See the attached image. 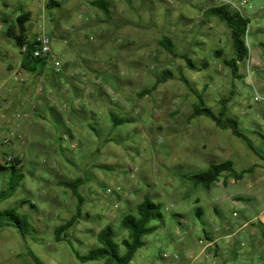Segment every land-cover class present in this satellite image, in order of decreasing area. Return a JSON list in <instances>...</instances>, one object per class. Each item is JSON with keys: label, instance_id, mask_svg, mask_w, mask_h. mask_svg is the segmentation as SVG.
I'll list each match as a JSON object with an SVG mask.
<instances>
[{"label": "rangeland", "instance_id": "rangeland-1", "mask_svg": "<svg viewBox=\"0 0 264 264\" xmlns=\"http://www.w3.org/2000/svg\"><path fill=\"white\" fill-rule=\"evenodd\" d=\"M93 1L68 0L48 10L43 0H0V164L12 156L25 173L14 196L0 203V212L16 208L31 227L23 234L0 228V264H37L30 253L42 264H105L82 263L77 253L85 256L100 246L97 235L108 226L121 245L129 237L122 227L124 216L135 215L146 196L162 205L164 222L130 264H168L165 253L193 262L206 242L203 229H211L224 216H231L233 224L249 221L257 234L252 236L249 227L237 234L227 264H264V104L254 100L256 91L264 95V52L258 45L264 40V0H233L246 2L239 7L251 20L248 59L253 85L244 63L238 77L224 65L235 52L227 26L208 16V10L219 5L215 1L110 0L111 20L97 13ZM81 9L94 18L93 28L86 27L88 18ZM22 12L32 14L27 24L31 39L42 33L65 37L54 40L52 48L74 73L64 76L62 88L43 87L52 105L43 114L34 109L35 88L22 92L13 81L2 85L12 76L8 68L15 71L23 59L15 41L6 37ZM164 38L172 41L176 56L161 46ZM182 55L198 69L189 68ZM168 70L173 79L151 91ZM183 76L216 113L222 100L230 101L229 115L238 119L258 153L210 119H191L196 98L181 81ZM81 84L90 88L87 99ZM111 112L134 122L112 130ZM111 139L114 142H107ZM227 161L239 173L251 172L241 180L224 177L210 188L196 187L183 177ZM9 173L0 171V192L8 186ZM76 180L83 183V202L61 186ZM119 187L126 196L108 193ZM232 202L242 208L233 210ZM222 206L225 215L217 214ZM78 209L82 217L66 241L58 242L56 228L71 221ZM185 247L194 252L184 257ZM120 253L125 254V247ZM197 260L194 264H225L221 257Z\"/></svg>", "mask_w": 264, "mask_h": 264}, {"label": "trees", "instance_id": "trees-1", "mask_svg": "<svg viewBox=\"0 0 264 264\" xmlns=\"http://www.w3.org/2000/svg\"><path fill=\"white\" fill-rule=\"evenodd\" d=\"M94 8L102 12L108 20L112 17V2L110 0H95L92 2ZM47 9L59 8L61 5L50 1L47 3ZM208 16L217 18L220 22L224 23L230 30L232 46L235 52V57L231 60L224 61V65L228 67L232 74L236 77L240 73V64L244 63L250 56V46L247 45L249 36V27L251 20L246 18L239 11L233 10L230 6L216 5L215 7L208 10ZM31 21V13L22 12L16 18V25L8 28L6 31V37L15 41L17 47L21 50L22 47H27V52L22 55V68L32 74H41L45 70H48V63L46 58L34 57V50L36 48L35 39L30 41L28 37L27 24ZM161 46L166 49L167 52L176 56L175 46L169 38H164L160 42ZM259 48L264 52V40L259 42ZM21 53V51H20ZM218 57L221 56V52L215 53ZM182 58L187 62L188 67L192 70L198 69L196 64L189 59L186 55H182ZM203 68L206 65L202 66ZM51 75L56 77H69L65 75H55L53 72ZM174 77L171 71H166L162 74L161 78L156 82L155 86L151 89L154 91L158 85L172 80ZM181 81L194 93L196 103L193 106L191 119L205 117L213 121L216 126L221 130H230L234 137L243 141L246 146L255 153H258L254 142L245 134L243 129L240 127L237 118H233L229 115L230 110L228 105L229 100H222L220 102L221 109L216 113L211 107L207 106L206 100L203 94L197 93L191 87V82L185 77H181ZM151 91H146L150 93ZM121 111L122 109L119 108ZM52 110V109H51ZM123 113V112H122ZM126 115V114H125ZM112 130L122 127L126 124L134 122L129 116L119 117L115 113L111 112L110 115ZM68 134L72 133V130L68 131ZM256 133V132H255ZM72 136V135H71ZM107 142H114L113 139ZM21 161L14 159L12 162H6L0 164V171H9L10 180L6 189L0 192V203L12 198L21 183L25 179L24 170L21 168ZM246 172H237L234 168L233 162L227 161L220 164H211L206 171L198 174H186L183 175L184 179L190 181L196 187L210 188L216 182H219L222 178H234L235 180H241ZM83 183L79 180L71 182H62L61 186L67 190H70L73 195L83 202L81 195L79 194V188ZM24 204V203H23ZM199 212V213H198ZM202 210H197L198 218L202 216ZM82 217L81 210L78 209L76 216L66 224L61 225L55 230V238L58 242L66 241L69 230L75 226L77 220ZM164 222V213L162 205L155 203L149 196H146L143 202L137 207V213L135 215H126L122 220V227L128 231V239H124L119 245L115 241L114 231L111 226L106 227L97 235V240L100 246L93 248L85 256L77 253V259L82 263L104 261L105 264H130L136 253L146 246L145 239L157 233L159 230V224ZM182 225V224H181ZM11 227L17 229L23 234V229L31 228L29 219L27 216H20L17 213L16 208L7 209L0 212V228ZM264 237V233H263ZM125 247V254L121 255L120 248ZM35 259L37 264H42L38 258L30 253Z\"/></svg>", "mask_w": 264, "mask_h": 264}, {"label": "crops", "instance_id": "crops-1", "mask_svg": "<svg viewBox=\"0 0 264 264\" xmlns=\"http://www.w3.org/2000/svg\"><path fill=\"white\" fill-rule=\"evenodd\" d=\"M43 1L45 2L46 0H43ZM29 13H31V12H29ZM97 13L99 14L100 11L98 10ZM19 15H17L16 18ZM31 19H32V14H31ZM92 21H94V18H90V19L88 18V22L86 24V27L87 28H90V27L93 28L92 27L93 26L92 24H94V22H92ZM39 35H41V34H37V35H35L31 39L29 37V33H28V37H29V40L30 41L36 39L37 36H39ZM57 39L64 40L65 37L63 35H59L58 34V35H56V36L53 37V41L54 40H57ZM117 46H120V43ZM22 61H23V59H22ZM22 61L17 65V69L15 71H14V68L13 67H9L8 68V71H9V73L12 74V76L9 77L8 80H6L2 85H6L9 81H13L15 87H20L19 90L22 91V92H24V91L29 92V90L31 88H35V90L37 92V95H36L37 96V100H35L36 105H35L34 109L35 110H39L43 114V113L47 112V110L52 106L50 104L49 100H48L49 98H47V93H44L43 92L44 91L43 87L45 88L46 85H52L54 87L58 86V88H62L63 87V83L65 82L64 81L65 78L64 77H59V76L58 77L53 76V75L50 74V71L49 70H45L41 74H32V73H29L27 71H24L23 68L20 66V64L22 63ZM90 64L94 65V63L91 62V61H90ZM68 66H69V64H68ZM103 66H104L103 64H99L97 67H103ZM69 68H70V66H69ZM17 72L19 73V76H20V78L22 80L21 83L15 82L13 80V76ZM23 72H27L28 73V76H24ZM72 86H73V88H74L75 91L78 90L74 85H72ZM78 87H80V88L82 87L81 89H82V91L84 90V92H85L84 96L87 99L88 98V96H87L88 94H86V93L88 91H90V88L86 89L83 86V84H81V86H78ZM8 92L9 93H12L13 90L11 88H9ZM41 99H43L42 101H44V104L41 103ZM69 113H70V115H73V111L70 110V109H69ZM223 209H224V211L226 210L225 207H223V206L222 207H218L217 214H219V211H220V213H222V214L225 215L224 212H221V211H223ZM246 213H247V211L245 212V214ZM245 214L242 213V215L239 217L240 219L238 218L240 222H242V220L244 219ZM247 215H248L247 217H249L250 213H247ZM219 218H218L217 221H220V222H218L216 225H214L211 229H209V227H206L207 230L206 229H203L206 242L205 241L204 242L202 241L203 247L201 248L200 254L196 258H200L202 256H206V258L216 259L217 260V259H219L221 257V258H223L225 260V264H227V262L229 260V254L231 253V245H232L233 239H235V237L237 236V234H239L242 231L241 229L244 226H247V227H245L243 230L249 229L251 227H249V221L243 222V223H241V224L238 225V223H236V222L234 224H233V222H231V223L229 222V220L231 219V216H224V218H221V219H219ZM224 219L228 221L227 222L228 225H226V223H225L226 221H224ZM231 221H232V219H231ZM222 223H224V224L222 225ZM251 229L252 230H251L250 233H251L252 236L255 237L257 235L256 232H255V228H251ZM209 243L210 244L213 243L214 246L212 248H210V249H207V253L204 254L203 251L205 249V246L207 244H209ZM184 249H185V256L184 257L189 256L190 253L194 252L193 251L194 249L192 247H189V248L188 247L187 248L185 247Z\"/></svg>", "mask_w": 264, "mask_h": 264}, {"label": "built area", "instance_id": "built-area-1", "mask_svg": "<svg viewBox=\"0 0 264 264\" xmlns=\"http://www.w3.org/2000/svg\"><path fill=\"white\" fill-rule=\"evenodd\" d=\"M46 1H47V3L50 1H53V2L62 6L63 4L67 3L68 0H46ZM213 1H215L217 4L222 5V6H230L233 10L239 11L241 14H243V13H242V10L240 9L239 5L240 6L246 5V2L237 4L236 2H233V0H213ZM80 13L82 16H87V18H88L89 12L87 9H81ZM91 40L93 41L94 38H91ZM35 42H36V48H35L34 53H33L34 57L46 58L47 63H48V69H50L55 75H65V74H68L70 76L74 75V73L71 72L68 64L66 62L64 63L62 61V59L55 54V52L52 48L53 37L51 35L43 33V34L37 36V38L35 39ZM119 43H121V41H118V44ZM247 45L249 46L248 43H247ZM20 51H21V54L24 55L27 52V47L26 46L22 47ZM244 64L246 65L247 72L250 75V76H248V80L253 85L252 76H251V74L253 73L252 72L253 68L250 65V60L247 59L244 62ZM20 66H22V63L20 64ZM13 80L15 82H18V83L22 82L18 72L16 74H14ZM47 98H49V96ZM254 100L258 104H264V95H262L258 91H256L255 95H254ZM0 128H1V126H0ZM14 159L15 158H13L12 156L8 157L6 160H4V163L12 162ZM54 165H56V163H54ZM108 193L109 194H116V195L121 196V197L126 196L124 190L120 187L116 188L114 190L109 189ZM241 208H242V206L238 202H232V209L233 210H239ZM245 227H247V226H244L241 230H243ZM213 246H214L213 243L207 244L205 246L203 253L204 254L207 253V249H210ZM242 246H244V244H242ZM197 259L198 258H195L193 260V262L189 263L182 256H180L178 254H175V255H170L167 253L163 254V260L165 262H167L168 264H187V263L194 264L198 261Z\"/></svg>", "mask_w": 264, "mask_h": 264}]
</instances>
